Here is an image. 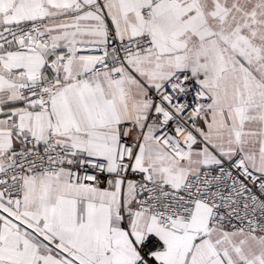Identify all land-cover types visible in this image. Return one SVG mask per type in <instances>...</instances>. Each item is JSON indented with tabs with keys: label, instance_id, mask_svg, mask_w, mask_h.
<instances>
[{
	"label": "snow or ice",
	"instance_id": "obj_1",
	"mask_svg": "<svg viewBox=\"0 0 264 264\" xmlns=\"http://www.w3.org/2000/svg\"><path fill=\"white\" fill-rule=\"evenodd\" d=\"M0 264H264V0H0Z\"/></svg>",
	"mask_w": 264,
	"mask_h": 264
}]
</instances>
